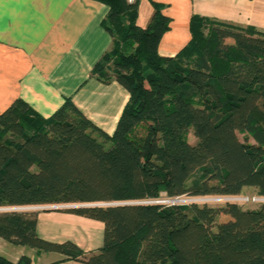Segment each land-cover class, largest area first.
<instances>
[{"label": "trees", "instance_id": "16d2710c", "mask_svg": "<svg viewBox=\"0 0 264 264\" xmlns=\"http://www.w3.org/2000/svg\"><path fill=\"white\" fill-rule=\"evenodd\" d=\"M94 1L109 8L102 25L114 49L93 74L106 81L112 65L130 95L116 130L70 99L51 118L15 101L0 114V209L92 205L63 211L101 222L104 245L85 253L41 239V211H0V238L85 264H264V204L145 203L246 188L264 196V33L193 16L190 43L161 57L171 19L160 5L149 0L155 12L142 27L140 0Z\"/></svg>", "mask_w": 264, "mask_h": 264}, {"label": "crops", "instance_id": "0c3cea01", "mask_svg": "<svg viewBox=\"0 0 264 264\" xmlns=\"http://www.w3.org/2000/svg\"><path fill=\"white\" fill-rule=\"evenodd\" d=\"M152 1L171 19L159 44L161 57H175L190 43L193 16L264 33V0ZM154 12L149 0H140L138 24L147 27ZM108 13L106 5L94 0H0V114L21 99L51 118L70 99L111 136L130 95L113 75L105 81L93 74L114 49V39L102 25ZM243 193L257 195V190L246 188ZM37 233L48 242H72L85 253L104 245L101 222L62 209L41 211ZM0 255L13 263L28 257L32 264H85L2 238Z\"/></svg>", "mask_w": 264, "mask_h": 264}, {"label": "built area", "instance_id": "2783aa9c", "mask_svg": "<svg viewBox=\"0 0 264 264\" xmlns=\"http://www.w3.org/2000/svg\"><path fill=\"white\" fill-rule=\"evenodd\" d=\"M138 0H127L128 3L132 4L137 2ZM146 204H155V205H165V206H178V205H192L197 204L200 206L213 204V203H233L237 205H244L253 203L256 205L264 204V196L254 195L252 197H248L245 195L240 196H230V197H218V196H208V197H188L181 196L176 198H168L166 195H163L161 199L145 202ZM209 206V205H208Z\"/></svg>", "mask_w": 264, "mask_h": 264}, {"label": "rangeland", "instance_id": "374dc122", "mask_svg": "<svg viewBox=\"0 0 264 264\" xmlns=\"http://www.w3.org/2000/svg\"><path fill=\"white\" fill-rule=\"evenodd\" d=\"M113 66L111 65L110 69H109V76L110 75H113ZM111 72V73H110ZM189 142L190 143H195L196 142V139L195 137L193 136L192 133H190L189 135ZM239 138L244 141V136L243 135H239ZM111 146V144H107V148H109ZM243 195L245 196H248V197H252L254 196V194L252 193H243ZM209 206H213V207H221V206H224L225 203H213V204H208ZM63 206H66V205H63ZM67 206H70V205H67ZM240 206H243L244 208H247V209H250V208H253V207H258L259 205H256V204H253V203H249V204H244V205H240ZM30 209L26 210V211H44V209H42L41 207H29ZM12 209V208H10ZM66 208H63L62 210H64ZM222 220L226 221L228 220V217H223Z\"/></svg>", "mask_w": 264, "mask_h": 264}, {"label": "water", "instance_id": "95a60500", "mask_svg": "<svg viewBox=\"0 0 264 264\" xmlns=\"http://www.w3.org/2000/svg\"><path fill=\"white\" fill-rule=\"evenodd\" d=\"M130 204V203H127ZM118 205H124V203L118 204ZM92 205H70V206H47V207H41L44 210L48 209H63V208H78V207H89ZM40 208V207H39ZM30 209L29 207H24V208H6V209H0V211H26Z\"/></svg>", "mask_w": 264, "mask_h": 264}]
</instances>
